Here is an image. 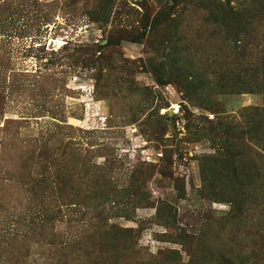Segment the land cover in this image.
<instances>
[{
  "label": "rangeland",
  "instance_id": "obj_1",
  "mask_svg": "<svg viewBox=\"0 0 264 264\" xmlns=\"http://www.w3.org/2000/svg\"><path fill=\"white\" fill-rule=\"evenodd\" d=\"M261 180L264 1L0 0V264H264Z\"/></svg>",
  "mask_w": 264,
  "mask_h": 264
},
{
  "label": "trees",
  "instance_id": "obj_2",
  "mask_svg": "<svg viewBox=\"0 0 264 264\" xmlns=\"http://www.w3.org/2000/svg\"><path fill=\"white\" fill-rule=\"evenodd\" d=\"M256 1H264V0H256ZM221 5V2H218L217 3V7H219ZM263 6V5H262ZM207 175H205V173H204V169H202V178H203V181L205 182L206 180H205V177H206ZM213 180H214V178H213ZM255 187H257V186H253L251 183H248L247 184V186H246V190H247V188H250L251 190H256V188ZM257 188H259L260 190H262L263 192H264V181L263 180H261V184H260V187H257ZM244 189V185L242 186V190ZM246 190H245V192H246ZM248 193V192H247ZM254 197V194H250V198H253Z\"/></svg>",
  "mask_w": 264,
  "mask_h": 264
},
{
  "label": "bare ground",
  "instance_id": "obj_3",
  "mask_svg": "<svg viewBox=\"0 0 264 264\" xmlns=\"http://www.w3.org/2000/svg\"><path fill=\"white\" fill-rule=\"evenodd\" d=\"M176 107V106H175Z\"/></svg>",
  "mask_w": 264,
  "mask_h": 264
}]
</instances>
